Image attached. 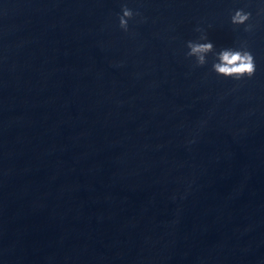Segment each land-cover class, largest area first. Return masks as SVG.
<instances>
[{
	"label": "water",
	"instance_id": "1",
	"mask_svg": "<svg viewBox=\"0 0 264 264\" xmlns=\"http://www.w3.org/2000/svg\"><path fill=\"white\" fill-rule=\"evenodd\" d=\"M0 264H264V0H0Z\"/></svg>",
	"mask_w": 264,
	"mask_h": 264
},
{
	"label": "clouds",
	"instance_id": "2",
	"mask_svg": "<svg viewBox=\"0 0 264 264\" xmlns=\"http://www.w3.org/2000/svg\"><path fill=\"white\" fill-rule=\"evenodd\" d=\"M140 15L129 8L127 4L121 5L119 16V27L127 32L129 30V20ZM251 13L244 9H236L231 15L233 25H245V31H251L249 24ZM201 33L197 40L187 41V57L195 58L196 66H204L208 62L209 54L213 57L212 70L218 75L234 80H242L245 77L251 78L256 72V63L252 52L248 49L246 42H241L238 46L223 47L218 51L214 43L209 40L207 34L202 29L197 28Z\"/></svg>",
	"mask_w": 264,
	"mask_h": 264
}]
</instances>
